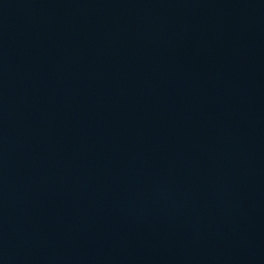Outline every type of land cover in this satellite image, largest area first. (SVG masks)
Wrapping results in <instances>:
<instances>
[{
    "label": "water",
    "instance_id": "obj_1",
    "mask_svg": "<svg viewBox=\"0 0 264 264\" xmlns=\"http://www.w3.org/2000/svg\"><path fill=\"white\" fill-rule=\"evenodd\" d=\"M0 264H264V0H0Z\"/></svg>",
    "mask_w": 264,
    "mask_h": 264
}]
</instances>
